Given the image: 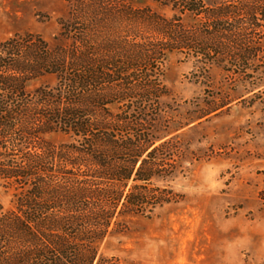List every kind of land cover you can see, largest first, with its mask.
Masks as SVG:
<instances>
[{
    "label": "trees",
    "instance_id": "16d2710c",
    "mask_svg": "<svg viewBox=\"0 0 264 264\" xmlns=\"http://www.w3.org/2000/svg\"><path fill=\"white\" fill-rule=\"evenodd\" d=\"M66 2L54 44L0 41V179L14 190L0 205V264H100L120 215L168 197L155 181L181 145L162 124L160 58L195 44L201 57L241 59L264 34V0H169L168 17L132 0ZM44 75L54 84L27 88ZM52 131L69 139L51 143Z\"/></svg>",
    "mask_w": 264,
    "mask_h": 264
},
{
    "label": "rangeland",
    "instance_id": "374dc122",
    "mask_svg": "<svg viewBox=\"0 0 264 264\" xmlns=\"http://www.w3.org/2000/svg\"><path fill=\"white\" fill-rule=\"evenodd\" d=\"M132 5L173 14L169 0ZM68 10L66 0H0V41L32 33L52 45ZM143 27L158 36L153 25ZM192 45L158 63L166 87L162 124L181 145L176 163L162 167L164 177L155 181L167 200L120 215L100 244V264H264V34L250 40L241 59L201 57ZM54 82L44 75L27 88ZM45 139L69 137L52 131ZM171 166L174 175L165 176ZM13 192L0 179L3 208L13 205Z\"/></svg>",
    "mask_w": 264,
    "mask_h": 264
}]
</instances>
